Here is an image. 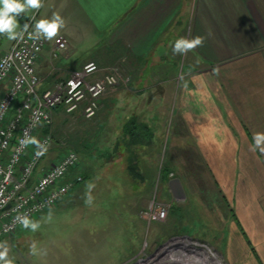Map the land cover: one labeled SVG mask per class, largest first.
I'll list each match as a JSON object with an SVG mask.
<instances>
[{
    "label": "crops",
    "instance_id": "1",
    "mask_svg": "<svg viewBox=\"0 0 264 264\" xmlns=\"http://www.w3.org/2000/svg\"><path fill=\"white\" fill-rule=\"evenodd\" d=\"M70 4L83 20L78 26L66 23L60 30L58 36H64L70 45L68 51L60 52L50 72L45 69L50 62L39 57L40 92L89 60L104 64L103 68L112 62L109 59L118 60L116 65L132 76H155L166 66L161 64L165 59L180 58L173 54L172 45L189 24L191 38H205L203 46L193 50L184 84L174 82L179 70L174 71L162 83L147 85L149 93L134 103L149 107L163 102V108L176 103L173 106L182 128L173 139L178 140L182 153L195 150L192 152L209 168L216 188L230 202L228 264H264V153L250 151L254 134L264 133V0H57L44 12L39 10V19H50L54 13L65 19ZM189 7L192 16L188 23ZM26 19V14L18 17V32ZM94 35L105 36L106 49L97 59H73L77 44ZM55 38L43 51L52 48ZM13 42L0 35V55ZM132 82L134 85V77ZM125 117L124 137L133 120L142 123L144 131V124L150 129L145 143L140 133L136 137L138 160L148 149L169 143L167 127L160 126V122L165 124V116L152 113L146 120L137 114ZM121 150L126 152L124 144Z\"/></svg>",
    "mask_w": 264,
    "mask_h": 264
},
{
    "label": "rangeland",
    "instance_id": "2",
    "mask_svg": "<svg viewBox=\"0 0 264 264\" xmlns=\"http://www.w3.org/2000/svg\"><path fill=\"white\" fill-rule=\"evenodd\" d=\"M54 1L57 0H43L40 12ZM190 7L186 11L188 23L192 16ZM69 8L66 14H70L65 21L78 26L83 17L76 13L72 4ZM36 11L21 14H26L25 22ZM109 31L107 29L105 35ZM179 34L191 38L190 24L185 34L183 31ZM106 44L105 36L94 35L88 42L77 44L75 52H72L73 59H97L106 49ZM59 54L54 44L42 51L40 57L50 62L46 70L50 72L56 66L61 57ZM192 54L193 50L186 55L179 54L180 58L165 59L161 64L166 66L155 76L145 73L132 76L124 70L130 82L118 86L119 89L112 87L107 90L100 99L95 116L87 118L83 106L72 114L61 109L55 113L51 127L38 131L37 137L52 132L54 138L41 168L49 167L61 155L74 150L79 162L70 175L83 176L84 181L77 183L55 207L32 218L40 223L37 231L22 226L1 240L9 247L8 258L13 260V264H228L226 247L230 243V202L216 188L209 168L192 152L195 150L184 154L178 147V140L173 139L174 133L182 128L175 112L176 103L173 101L170 107L166 105L164 108L163 102L149 107L134 103L135 99L149 93L146 92L147 85L153 81L162 83L174 71L179 70L174 82L178 86L184 84V74L189 69ZM109 61L112 62L105 64L108 67L118 62ZM105 73L102 71L101 75ZM153 94L158 97L157 93ZM133 106L136 107L134 111ZM152 113H158L160 118L165 116L166 122L164 125L160 122V126L167 127L169 143L148 149L138 160L136 137L140 133L141 142L145 143L151 135L150 129L144 124L148 129L144 131L143 124L135 120L137 131L134 130L130 137H124L122 122L125 116L132 114L146 120ZM122 144L126 146L123 154L120 151ZM130 152L135 154V159ZM134 164L136 168L131 172L130 167ZM164 169L169 170L168 181L162 176ZM178 176L182 177L185 186L187 196L184 200L175 199L168 185L169 179ZM89 183L95 187L91 190L92 203L86 204V186ZM152 203L168 207L164 221L148 222L142 217V211ZM49 212L52 214L50 222L47 219ZM33 243L36 245L35 253L30 250ZM172 257L180 259L172 263Z\"/></svg>",
    "mask_w": 264,
    "mask_h": 264
},
{
    "label": "built area",
    "instance_id": "3",
    "mask_svg": "<svg viewBox=\"0 0 264 264\" xmlns=\"http://www.w3.org/2000/svg\"><path fill=\"white\" fill-rule=\"evenodd\" d=\"M38 13L39 10L19 30L23 35L0 55V241L22 228L17 217L27 215L32 219L52 209L83 180L80 175L70 177L79 162L74 150L41 168L54 138L52 132L37 137L38 131L52 126L59 107L72 114L83 106L84 115L92 118L107 90L130 82L120 66L104 69L90 61L66 80L40 92L37 63L49 40L31 38ZM67 45L63 36L54 39L56 52L64 51ZM102 71L106 73L101 75ZM26 136L38 143L23 145L21 141ZM167 215L168 207L162 204L152 203L142 211L148 222L164 221Z\"/></svg>",
    "mask_w": 264,
    "mask_h": 264
},
{
    "label": "clouds",
    "instance_id": "4",
    "mask_svg": "<svg viewBox=\"0 0 264 264\" xmlns=\"http://www.w3.org/2000/svg\"><path fill=\"white\" fill-rule=\"evenodd\" d=\"M43 7V0H0V35H6L9 40H15L23 35L18 32L19 28L18 17L29 10H39ZM66 26L65 19L59 14L54 13L50 19H40L35 23V31L31 35L32 39L39 40L41 38L52 40L57 37L60 30ZM25 29L27 25L24 26ZM205 38L202 36H195L192 38L180 37L172 45L173 54L186 55L189 51L201 47L204 44ZM254 144L250 146V151L255 152L257 149L264 153V133H255L253 136ZM23 145L38 143L35 138L26 136L21 141ZM95 187L94 184L89 183L86 186V204L92 203L91 190ZM48 221L52 219V214L49 212ZM19 223L26 229L35 232L40 228V223L30 219L27 215L17 217ZM33 253L36 252L35 243L32 244L31 249ZM9 247L6 242L0 243V264H13V260L8 258Z\"/></svg>",
    "mask_w": 264,
    "mask_h": 264
},
{
    "label": "water",
    "instance_id": "5",
    "mask_svg": "<svg viewBox=\"0 0 264 264\" xmlns=\"http://www.w3.org/2000/svg\"><path fill=\"white\" fill-rule=\"evenodd\" d=\"M168 185L175 199L177 200L186 199L187 194H186L184 185L179 177H174L170 179V181L168 182Z\"/></svg>",
    "mask_w": 264,
    "mask_h": 264
},
{
    "label": "trees",
    "instance_id": "6",
    "mask_svg": "<svg viewBox=\"0 0 264 264\" xmlns=\"http://www.w3.org/2000/svg\"><path fill=\"white\" fill-rule=\"evenodd\" d=\"M62 108L61 107H59V108H57V111H59V110H61ZM132 124H134V125H132ZM132 125V126H131ZM137 127V125L135 124V122H134V120L131 122V123H128V126H127V128H126V133H127V135H129V137L130 136H132L133 135V132H134V130H135V128ZM138 129V128H137ZM137 129L135 130V131H137ZM135 136H133V138H134ZM133 138H130V139H133ZM133 141L135 142V139H133ZM131 153V155H133V157L132 158H136L135 157V154L133 153V152H130ZM134 168H136V164H134V166L133 167H130V171L132 172L133 171V169ZM168 175H169V170H167V169H164L163 171H162V176H163V178L166 180V181H168ZM76 176V175H75ZM82 182L84 181V178H83V176H82Z\"/></svg>",
    "mask_w": 264,
    "mask_h": 264
},
{
    "label": "bare ground",
    "instance_id": "7",
    "mask_svg": "<svg viewBox=\"0 0 264 264\" xmlns=\"http://www.w3.org/2000/svg\"><path fill=\"white\" fill-rule=\"evenodd\" d=\"M180 258H176V257H172V259L170 260L172 263H176L179 261ZM185 262H189V260H184ZM165 262V261H164Z\"/></svg>",
    "mask_w": 264,
    "mask_h": 264
}]
</instances>
